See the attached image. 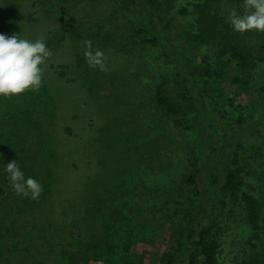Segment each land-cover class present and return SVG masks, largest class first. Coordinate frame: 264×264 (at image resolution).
<instances>
[{"label":"rangeland","instance_id":"obj_1","mask_svg":"<svg viewBox=\"0 0 264 264\" xmlns=\"http://www.w3.org/2000/svg\"><path fill=\"white\" fill-rule=\"evenodd\" d=\"M197 1L172 0V11L160 0L165 10L154 30L144 18L143 0H0V33L44 36L51 51L38 90L0 96V264H68L67 254L82 246L77 241L100 233L87 213L99 201L105 212L118 214V224L102 232H113L119 248L128 241V252L116 249L117 264H162L196 215L193 196H185L189 184L181 179L198 138L156 103L162 79L167 97L188 107L190 118L198 114L185 91L192 83L214 146L234 145L242 190L262 204L256 221L264 227V92L252 98L264 78V62L247 85L234 82V76L247 77L233 59L224 76L213 77L206 69L216 65L217 49L199 43L191 15H176L168 28L173 55L180 50L189 59L184 81L176 74L180 63L164 56L166 39L141 44L134 34V27L162 33L178 8L192 9ZM219 2L227 14L243 11L240 0ZM236 33L252 48L264 38L254 30ZM85 41L104 52L106 70L88 64ZM251 105L248 121L254 123L233 144L238 117ZM12 160L43 186L38 200L12 190L2 171ZM250 225L238 202L229 206L219 220L217 264L264 259V233H252Z\"/></svg>","mask_w":264,"mask_h":264},{"label":"trees","instance_id":"obj_2","mask_svg":"<svg viewBox=\"0 0 264 264\" xmlns=\"http://www.w3.org/2000/svg\"><path fill=\"white\" fill-rule=\"evenodd\" d=\"M129 2H137L142 0H127ZM148 4L145 14V20L152 29L159 26V22L163 20L164 6H161L160 0H143ZM168 9L172 10V0H165ZM219 0H199L192 9L187 6H181L168 18L162 33L158 31H150L144 27H134V34L141 44L158 42L160 37L166 39L168 48L164 50V56L168 57L171 62L180 63V68L176 70L178 77L184 81L188 80V63L189 59L183 51L176 50L177 55H173L174 41L168 26L176 19V15L192 16L190 25L198 29V39L201 45L212 46L216 50L217 62L214 68L207 67V72L215 78L224 76L226 66L230 60L236 61L238 67L244 73V76H234V82H241L245 85L251 81L260 62H264V38L257 46L252 48L242 42L241 37L234 32L228 22V14L221 9ZM190 11V13H187ZM187 14V15H186ZM174 27V26H173ZM154 29V30H155ZM158 29V28H157ZM156 29V30H157ZM143 32L148 34L143 35ZM182 57V58H181ZM223 57H227L224 59ZM184 59V60H183ZM185 73V74H183ZM187 77V78H186ZM155 88V101L158 106L163 109L167 115L173 118L174 122L187 131L198 133V138L194 139V146L191 147L192 153L189 151L191 166L185 174L182 175L181 183L188 186L186 197L193 196V205L196 215L188 220L187 224L182 227L180 235L176 238V242L171 246L169 252H165L162 257V264H217L219 252L218 227L219 220L227 211L230 205L238 202L247 212V218L250 220L252 233H264V227L260 226L256 221L259 218V212L262 204L256 197L242 190L243 181L240 178L241 167L237 164V160L233 157V147L223 145L215 147L211 140L210 126L204 122L201 116L200 96L193 91L192 83L188 82L185 87L187 94L194 99L196 117H189V108L179 105L177 102L171 101L166 95V80L162 79ZM206 92L212 90L206 88ZM47 91V90H46ZM264 92V78L253 90V99L261 96ZM48 96L49 92H47ZM186 94V93H185ZM252 106L245 116L238 117V132L233 136L234 141L239 136L248 131L254 121L249 120L252 117ZM192 132V133H193ZM227 144V143H226ZM231 145V146H230ZM237 145V142L236 144ZM235 154V153H234ZM192 186V187H191ZM232 203V204H231ZM233 208V207H232ZM89 213V223L100 231V233H91L86 241L81 239L77 243H82L78 249L70 251L67 255L68 264H117L116 256L119 251L116 249L120 246L113 232H102L103 228H113L118 224V219L113 212H105L101 201L94 202L91 212ZM120 220H122L120 218ZM121 239V238H120ZM123 245L125 252H128V241ZM165 261V262H164ZM245 264H264V259L259 260L251 257L245 261Z\"/></svg>","mask_w":264,"mask_h":264},{"label":"clouds","instance_id":"obj_3","mask_svg":"<svg viewBox=\"0 0 264 264\" xmlns=\"http://www.w3.org/2000/svg\"><path fill=\"white\" fill-rule=\"evenodd\" d=\"M242 12L233 8L228 13V22L234 32L256 31L264 33V0H240ZM45 37L27 39L19 32L11 36L0 33V96L10 97L26 90H38L43 78V65L51 56ZM84 52L90 66L106 70L105 54L100 49L93 50L90 41H85ZM12 190L24 197L38 200L43 186L33 176H25L17 160L3 166Z\"/></svg>","mask_w":264,"mask_h":264}]
</instances>
